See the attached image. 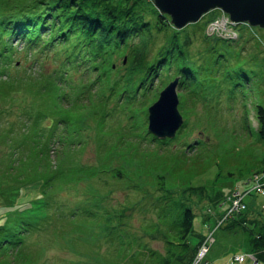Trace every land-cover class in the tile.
I'll use <instances>...</instances> for the list:
<instances>
[{
  "label": "trees",
  "instance_id": "trees-1",
  "mask_svg": "<svg viewBox=\"0 0 264 264\" xmlns=\"http://www.w3.org/2000/svg\"><path fill=\"white\" fill-rule=\"evenodd\" d=\"M208 21L178 31L149 0H0V231H8L0 240V248L14 244L10 239L20 230L37 229L53 202L63 195L65 186L82 181L91 184L98 178L88 172L94 163L82 162L84 153L79 145L91 135L92 117L96 120L103 114L101 117L107 118L106 111H112L109 104L116 98L125 100L123 108L115 107L113 111L118 113L119 121L131 122L128 135L137 134L134 122L140 120L138 135L161 145L170 142H159L144 131L146 114L139 117V109H147L157 99L160 90L153 86L155 79L163 82L162 78L180 77L181 98L189 108V112H183L187 117L182 126L185 135L198 130L207 136L214 121H222L226 123V134L233 138L247 131L264 139V41L252 35L260 45L253 46L246 34L237 40L209 37L204 32ZM156 35L163 39L159 48H153L151 43ZM194 40L200 42L199 47L189 53ZM15 43L23 44L20 51ZM219 45L240 46L242 56L250 55L261 63L254 98L248 99L239 88V92L234 89L248 80L244 73L236 75V82H230L226 103L223 99L227 95L219 87L193 89V64L199 56L221 50ZM20 55L23 64L15 60ZM219 57L222 56H216ZM215 79L220 81L217 73L209 81ZM196 97L200 99L195 100ZM198 106L200 112L196 110ZM251 113L257 124L255 129L249 124ZM189 121L193 122L190 130ZM179 134L181 130L177 138L181 137ZM54 145L59 149L53 164L50 153ZM94 156L103 169L98 173L105 176L103 183L123 178L125 166L113 161L115 155ZM249 182L251 185L244 190L235 186L229 193L244 194V209L237 216L247 210L246 192L253 185ZM189 190L199 200L204 196L209 201L207 220V212L219 205L221 196L208 197L201 186ZM195 218L187 201L180 237L188 239L193 234L194 241L183 244V264L191 262L203 238L193 230ZM236 222L233 218L228 225ZM260 229L263 231L255 234L251 253L257 263L264 264V225Z\"/></svg>",
  "mask_w": 264,
  "mask_h": 264
},
{
  "label": "rangeland",
  "instance_id": "rangeland-1",
  "mask_svg": "<svg viewBox=\"0 0 264 264\" xmlns=\"http://www.w3.org/2000/svg\"><path fill=\"white\" fill-rule=\"evenodd\" d=\"M217 14H220L219 10L209 11L199 20L200 25L209 20L207 28L218 21L220 16L215 18ZM235 30L233 33L239 34V37L246 34V40L253 46H260L252 37L254 34L264 41V31L259 28H252L254 34L243 25H237ZM224 32L228 35L230 31ZM208 36L222 38L216 34ZM151 43H154L153 48H159L163 45V39L156 35ZM198 44L200 42L194 40L189 53L197 49ZM22 45L16 44L15 48L20 51ZM219 46L222 49L215 54L199 56L195 60L192 66L193 89L219 87L227 95L223 99L226 103L231 92L227 90L230 82H236V75L244 73L248 77L242 84L244 87L234 89L239 88L248 99L254 98L258 88L256 76L261 64L259 60L250 55L242 56L240 46ZM21 55L15 59L19 60L17 64H23ZM218 55L222 57L216 58ZM216 73L220 81H209ZM162 79L163 82L155 79L153 86L161 90L171 80ZM177 94L181 99L178 109L185 121L187 117L183 112H189V108L181 98L180 88ZM140 99L144 101V98ZM124 106L125 100L118 101L116 98L109 104L112 111H106L107 118L101 117V113L96 120L92 117L94 121L89 123L91 135L79 145L84 153L82 162L94 163L88 172L98 178L91 184L82 181L65 186L63 195L53 202L48 216L36 226L37 229L20 230L10 239L14 244L2 248L4 244L0 248V264H183L180 259L186 250L183 244L194 241L193 234L188 239L180 237L182 211L187 201L189 205L191 203L196 217L194 232L207 235L209 231L216 230L217 218L223 214V210L232 206L233 199L229 202L224 199L235 186L244 190L251 185L249 180L255 185V179L264 184V139L259 138L260 134L241 131L238 137L233 138L226 134L225 122L214 121V127L207 130V136L199 134L198 130L185 135L181 127V137L177 138L176 135L166 145H161L157 141L150 142V137L138 135L140 120L134 122L139 128L136 129L137 134H127L131 122L119 121L118 113L113 111L115 107ZM141 108L140 118L146 114V108ZM196 110L200 112V106ZM237 117L235 120L232 118L235 124L238 123ZM249 119V124L255 129L257 124L252 113ZM227 121L232 125L229 118ZM189 123L190 130L193 122ZM235 126L237 129L240 127ZM123 132L125 134L120 137ZM196 140L200 141L197 145L194 144ZM58 149L57 145L51 147L50 161L53 164ZM94 154L103 155L101 157L115 155L113 161H120L125 166L123 178L103 183L105 176L98 174L103 169L95 162ZM195 186H201L208 197L221 196L219 205L215 209L210 208L211 214L207 212V220L205 210L209 201L204 196L199 200L192 195L189 188ZM254 200L257 213H251V210L245 214L250 222L244 221L245 225L236 222L232 226L225 223L214 232L206 256L208 264H242L244 261L260 264L249 251L253 247L255 234L263 231L260 228L264 225L261 223L264 195L251 194L245 203L252 204ZM204 219L205 222H202ZM7 234L8 231H0V240ZM239 257L241 259L238 261L236 258Z\"/></svg>",
  "mask_w": 264,
  "mask_h": 264
},
{
  "label": "water",
  "instance_id": "water-1",
  "mask_svg": "<svg viewBox=\"0 0 264 264\" xmlns=\"http://www.w3.org/2000/svg\"><path fill=\"white\" fill-rule=\"evenodd\" d=\"M161 15L170 17V24L181 30L197 23L211 10H220L234 23H247L264 30V0H150ZM179 77L169 82L158 99L147 109V132L162 141L173 139L182 126L183 117L178 110L176 88Z\"/></svg>",
  "mask_w": 264,
  "mask_h": 264
},
{
  "label": "built area",
  "instance_id": "built-area-1",
  "mask_svg": "<svg viewBox=\"0 0 264 264\" xmlns=\"http://www.w3.org/2000/svg\"><path fill=\"white\" fill-rule=\"evenodd\" d=\"M234 24L232 22L229 21L228 17L225 16V15H221L220 16V19L216 22H214L213 24L209 25L207 28H206V31L208 34H216L218 36H222V37H225V38H232L234 39L236 36V34H234L233 32V29H232V26ZM225 30H229V34L226 35L225 34ZM256 181V184L253 185V187H251V189L248 190V192H246V194H249L251 192H256V193H260V194H263V188H264V184L262 183H259L258 182V179H255ZM244 194L240 195L238 192L234 191L230 197H228L227 201H231V199H233L232 201V206L228 207V210L226 212V215H225V218L227 217H230L231 214L233 213H237L239 212L240 210H243L244 209V205L242 204L241 202V198ZM212 242V238H211V234H209L205 240L203 241V243L199 246L196 254H195V257L192 261L191 264H205L203 262V259L205 257V254L207 252V249H208V244ZM238 261L241 259V257L239 258H236ZM235 259V260H236Z\"/></svg>",
  "mask_w": 264,
  "mask_h": 264
},
{
  "label": "crops",
  "instance_id": "crops-1",
  "mask_svg": "<svg viewBox=\"0 0 264 264\" xmlns=\"http://www.w3.org/2000/svg\"><path fill=\"white\" fill-rule=\"evenodd\" d=\"M264 203V202H263ZM256 207L255 209L253 208V207ZM251 210H253L251 213H257V211H258V209H257V204H256V202H255V200H254V202L252 203V204H247V210H246V212H250ZM246 212L242 215V216H236L235 217V220L237 221V222H242L243 224H244V221H249L250 222V220L249 219H247V216H246V218H245V214H246ZM261 223L262 224H264V216L262 217V221H261ZM245 225V224H244ZM249 252H251V251H249ZM248 261H244L243 263H247ZM242 263V264H243ZM248 264H249V262H248ZM260 264H263V263H261L260 262Z\"/></svg>",
  "mask_w": 264,
  "mask_h": 264
}]
</instances>
